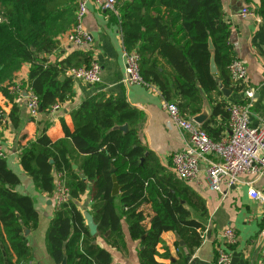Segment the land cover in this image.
Returning a JSON list of instances; mask_svg holds the SVG:
<instances>
[{
  "label": "trees",
  "instance_id": "obj_1",
  "mask_svg": "<svg viewBox=\"0 0 264 264\" xmlns=\"http://www.w3.org/2000/svg\"><path fill=\"white\" fill-rule=\"evenodd\" d=\"M76 7L77 0H0V93L11 101L6 115L14 127H19V107L9 87L24 62L29 69L22 85L38 94L42 111L73 96L67 69L87 64L92 53L75 48L54 60L47 54L58 47L57 35L74 22ZM115 8L124 48L139 54L142 77L156 85L163 98L174 101L185 116L200 111L205 95L211 114L201 127L212 139H219L229 115V99L219 83L232 91L243 87L230 77L228 64L235 52L229 40L231 23L221 0H118ZM106 10L115 15L114 10ZM258 12L264 18V0H260ZM211 52L216 72L210 70ZM0 112L3 116L1 107ZM68 115L72 125L60 120L62 137L52 140L46 128H38V134L18 145L20 163L38 189L54 194L58 172L68 188L67 199L56 204L45 232L50 256L57 264L64 255L66 264H120L98 238L121 245L124 218L131 236L142 241L138 247L141 264H153L148 251L152 236L163 230L178 236V261L183 264L206 235L199 218L207 214L205 200L171 169L150 160L153 153L139 136L141 109L124 97L100 91L86 96ZM123 123L128 125L126 130L115 127ZM68 139L73 149L67 145ZM72 162L78 164L77 170ZM112 173L121 184L116 194L111 193ZM18 182L6 157H0V264L5 259L7 264L31 260L24 227H37L38 211L30 195L14 189ZM89 183L95 234L90 233L77 206ZM145 203L152 211L149 227L143 225Z\"/></svg>",
  "mask_w": 264,
  "mask_h": 264
},
{
  "label": "crops",
  "instance_id": "obj_2",
  "mask_svg": "<svg viewBox=\"0 0 264 264\" xmlns=\"http://www.w3.org/2000/svg\"><path fill=\"white\" fill-rule=\"evenodd\" d=\"M221 2L225 16L231 23L229 40L235 54L242 58L246 65L248 84L254 91L250 120L252 123H257L260 117H264V18L258 12L260 0H221ZM243 7L250 8L253 13L242 14ZM117 15L116 12L113 15L89 1L88 12L83 19L84 26L90 31L94 40L93 44L84 50L90 51L92 58L97 59L101 65L102 79L99 83H88L72 78L74 91L72 97L61 102L60 107L50 109L48 112L41 110L31 118L25 103V87L22 85L27 79L29 69V64L24 62L12 79L21 85V94H15L13 97L19 107L20 123L17 128L11 124L6 115L11 101L0 93V107L4 110L0 118V143L6 150L8 166L19 177V182L14 185V189L30 195L38 211V225L27 233L32 264H57L50 256L45 243V232L57 204L56 194L49 195L38 189L19 160L18 145L38 134V128H46L52 140L62 137L60 120L64 119L71 126L68 112L86 96L103 91L106 94L124 97L131 105L141 109L143 117L138 124L139 136L153 153L154 156L152 155L150 160H153L155 165L171 169V154L184 144V132L169 119L166 110L162 107L163 97L157 86L155 85L156 89H153L141 83L121 80L125 64L122 55L124 44L120 18ZM63 33L57 35L58 47L47 54L50 60L61 59L75 49L64 39ZM242 96L243 92L240 90H231L229 96L224 95L229 101ZM203 102L208 110L206 118L208 119L211 114V104L205 95H203ZM66 143L73 149L70 139L66 140ZM80 157H78L79 160ZM73 163L76 164V168H73L77 170L78 164ZM199 166L197 177L186 183L190 184L205 200L207 214L199 218L205 225L206 235L194 252L187 255L183 264H212L216 257V234L227 226L233 227L237 234L236 242L228 248L229 264H264V205L249 198L245 192V182L251 179L254 180L255 186L264 190V179L242 175L240 178L242 182L219 191L209 186L206 163L201 162ZM90 204L89 183L77 200V206L82 213L87 210L92 214ZM142 209L145 215L143 225L149 227L152 212L150 204H143ZM121 228L124 236V242L121 245H111L102 237L98 238L99 244L110 252L114 261L120 264H141L138 256V247L142 245L141 239L131 236L128 223L124 218L121 220ZM155 234L152 236L154 242L151 249L148 250L153 264H180L175 244V240L178 239L176 233L163 230ZM112 240L114 241L115 238Z\"/></svg>",
  "mask_w": 264,
  "mask_h": 264
},
{
  "label": "built area",
  "instance_id": "obj_3",
  "mask_svg": "<svg viewBox=\"0 0 264 264\" xmlns=\"http://www.w3.org/2000/svg\"><path fill=\"white\" fill-rule=\"evenodd\" d=\"M93 2L104 9H111L117 13L115 3L118 0H77L75 20L64 31V39L77 49H87L93 44V36L84 26L83 19L88 12V2ZM242 14H252L250 8L243 7ZM124 74L121 80L124 82H137L156 89L155 85L145 80L139 69V54L135 50L123 48ZM230 77L233 83L242 85L240 91L243 96L229 101L227 129L219 139H212L207 132L196 123L191 116L183 115L178 105L171 100L163 98L162 107L166 110L169 119L184 132L183 146L171 154L170 166L175 175L190 182L195 179L200 170V163H206V173L210 188L222 191L236 183L242 182V175L264 179V117H260L257 123L250 120L253 88L248 84L246 65L242 58L234 54L228 64ZM67 74L72 78L80 79L88 83H99L101 77V65L97 59L91 58L87 64L71 66ZM25 103L31 117L39 112L40 99L36 92L27 85ZM9 92L21 94V85L12 80ZM61 102L52 104L50 109L60 107ZM0 118L1 112H0ZM0 157H6V150L0 143ZM60 172L55 175V194L57 203L66 200L68 188L64 185ZM253 179L245 182L247 196L264 205V190L253 184ZM206 234V229H205ZM205 238V235H204ZM216 257L212 264H229V247L237 240V234L233 227L227 226L216 234ZM21 264H32L25 262Z\"/></svg>",
  "mask_w": 264,
  "mask_h": 264
},
{
  "label": "water",
  "instance_id": "obj_4",
  "mask_svg": "<svg viewBox=\"0 0 264 264\" xmlns=\"http://www.w3.org/2000/svg\"><path fill=\"white\" fill-rule=\"evenodd\" d=\"M209 48L210 49L213 48V44H212L210 39H209ZM210 70L212 72H216L217 71V66H216V62H215V59H214V53L213 52H211V55H210ZM63 77H64L63 75H60V79H63ZM219 85L221 87V90H222L223 94L225 96H229V94L231 93V90L226 88V87H223L221 83H219ZM24 93H26L25 89H24ZM39 111H41V106H39ZM207 116H208V110H207V108L205 106V102H203L202 105H201L200 111L195 113L194 115H192L191 118L196 123L201 125V124H203L206 121ZM115 127H119L122 130H126L128 128V125H127V123H123V124H117V125H115ZM50 161H52V159H50ZM72 167L76 168V164L73 163ZM111 169H113V167ZM79 175L82 176L85 179V177L83 175V172L79 171ZM120 186H121V184L117 181L115 174L112 173V190H111V193L112 194L118 193ZM83 214L85 216L86 224L88 225L90 233L91 234H95L97 232V225H96V223L93 220L92 214L89 211H87V210H85L83 212ZM28 231H29V229L24 227V234H27ZM179 242H180V244L184 243V241L182 239ZM0 245L2 246V244H0ZM5 264H7L6 259H5ZM61 264H66L65 255L63 256Z\"/></svg>",
  "mask_w": 264,
  "mask_h": 264
}]
</instances>
